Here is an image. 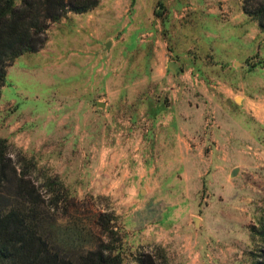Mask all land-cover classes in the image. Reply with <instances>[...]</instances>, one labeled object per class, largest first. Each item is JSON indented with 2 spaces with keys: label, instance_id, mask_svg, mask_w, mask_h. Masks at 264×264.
I'll list each match as a JSON object with an SVG mask.
<instances>
[{
  "label": "rangeland",
  "instance_id": "374dc122",
  "mask_svg": "<svg viewBox=\"0 0 264 264\" xmlns=\"http://www.w3.org/2000/svg\"><path fill=\"white\" fill-rule=\"evenodd\" d=\"M44 36L6 66L0 136L61 229L105 221L129 259L256 264L264 28L242 0H98Z\"/></svg>",
  "mask_w": 264,
  "mask_h": 264
},
{
  "label": "trees",
  "instance_id": "16d2710c",
  "mask_svg": "<svg viewBox=\"0 0 264 264\" xmlns=\"http://www.w3.org/2000/svg\"><path fill=\"white\" fill-rule=\"evenodd\" d=\"M98 0H0V87L6 66L17 56L32 51L45 39L49 23L67 11H86ZM245 13L264 28V0H242ZM8 143L0 136V264H173L165 248L138 249L126 257L122 238L105 224L76 222L71 228L53 213L60 199L40 191L23 168L10 162ZM100 226L106 238L93 231ZM68 228V229H67ZM67 230L69 231L67 233ZM251 234L264 241V220L251 226ZM116 242L117 245H116ZM256 264H264V246Z\"/></svg>",
  "mask_w": 264,
  "mask_h": 264
},
{
  "label": "water",
  "instance_id": "95a60500",
  "mask_svg": "<svg viewBox=\"0 0 264 264\" xmlns=\"http://www.w3.org/2000/svg\"><path fill=\"white\" fill-rule=\"evenodd\" d=\"M168 65L170 66V67H172L173 69H176V67H177V62L176 61H169L168 62ZM237 99H238V97H237ZM236 167L235 168H233L232 169V171H231V174H234L235 172H236Z\"/></svg>",
  "mask_w": 264,
  "mask_h": 264
}]
</instances>
